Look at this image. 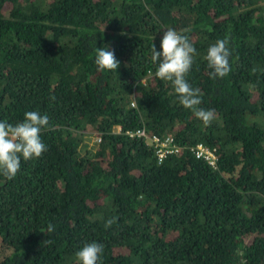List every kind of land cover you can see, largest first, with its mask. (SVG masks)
<instances>
[{
  "label": "trees",
  "instance_id": "trees-1",
  "mask_svg": "<svg viewBox=\"0 0 264 264\" xmlns=\"http://www.w3.org/2000/svg\"><path fill=\"white\" fill-rule=\"evenodd\" d=\"M169 28L197 50L186 79L210 125L155 75ZM226 36L231 70L212 78ZM95 48L118 69L97 71ZM28 111L49 117L47 150L0 174V264H81L92 242L97 264H264V0H0V121ZM136 128L180 151L157 161ZM84 133L100 140L81 152Z\"/></svg>",
  "mask_w": 264,
  "mask_h": 264
},
{
  "label": "clouds",
  "instance_id": "clouds-1",
  "mask_svg": "<svg viewBox=\"0 0 264 264\" xmlns=\"http://www.w3.org/2000/svg\"><path fill=\"white\" fill-rule=\"evenodd\" d=\"M228 45L229 37L226 36L217 40L207 50L205 59L208 68L212 70L210 73L212 78H224L231 70L229 63L231 51ZM160 48L161 51H157L155 45L152 44L151 59L158 65L155 72L156 77L171 82L178 95L179 103L185 109L190 110L196 118L202 120L206 126L210 125L214 116L213 110L199 107L202 103L200 89L193 88L186 79L197 51L189 37L174 29H166L163 32ZM95 52L94 63L97 71L118 69L119 61L115 58L114 52L106 48H95ZM48 126V115H41L37 111L26 112L23 121L15 125L0 121V174L12 179L20 169L21 158L25 161L39 158L47 150L41 140V132ZM201 143L207 145L204 142ZM191 153L193 154L192 151ZM112 223V220L108 221L105 227H110ZM53 230L54 226L49 225L48 231ZM102 253L103 245L92 242L85 244L76 256L81 264H97Z\"/></svg>",
  "mask_w": 264,
  "mask_h": 264
},
{
  "label": "built area",
  "instance_id": "built-area-1",
  "mask_svg": "<svg viewBox=\"0 0 264 264\" xmlns=\"http://www.w3.org/2000/svg\"><path fill=\"white\" fill-rule=\"evenodd\" d=\"M125 133L130 136H145L150 139L153 144L157 146V161H159L166 153H177L180 150V147L173 142L170 134L160 137L159 135L153 133L149 134L142 128H136L134 130H125ZM94 139L96 142H98L100 140V137L94 134ZM190 149L195 157L202 158L211 166L216 167V154L210 147L201 142H197L196 144L191 146Z\"/></svg>",
  "mask_w": 264,
  "mask_h": 264
},
{
  "label": "crops",
  "instance_id": "crops-1",
  "mask_svg": "<svg viewBox=\"0 0 264 264\" xmlns=\"http://www.w3.org/2000/svg\"><path fill=\"white\" fill-rule=\"evenodd\" d=\"M115 130H119V126L114 127ZM95 139L93 133H84L81 136V141L79 143V147L81 146L84 149L92 150L95 147Z\"/></svg>",
  "mask_w": 264,
  "mask_h": 264
},
{
  "label": "rangeland",
  "instance_id": "rangeland-1",
  "mask_svg": "<svg viewBox=\"0 0 264 264\" xmlns=\"http://www.w3.org/2000/svg\"><path fill=\"white\" fill-rule=\"evenodd\" d=\"M80 148H81V152H84V151H85V149H84V148H82L81 146H80Z\"/></svg>",
  "mask_w": 264,
  "mask_h": 264
}]
</instances>
